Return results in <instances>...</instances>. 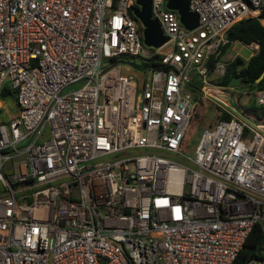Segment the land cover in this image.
I'll return each mask as SVG.
<instances>
[{"label":"built area","instance_id":"built-area-1","mask_svg":"<svg viewBox=\"0 0 264 264\" xmlns=\"http://www.w3.org/2000/svg\"><path fill=\"white\" fill-rule=\"evenodd\" d=\"M168 1L151 3L157 50L171 45L158 56L136 0H0V109L4 88L16 96L0 120V264H234L254 225L264 235V133L224 109L184 153L191 85L220 102L227 63L209 61L264 0H190L193 30ZM155 55L161 68L125 73Z\"/></svg>","mask_w":264,"mask_h":264},{"label":"trees","instance_id":"trees-1","mask_svg":"<svg viewBox=\"0 0 264 264\" xmlns=\"http://www.w3.org/2000/svg\"><path fill=\"white\" fill-rule=\"evenodd\" d=\"M262 21H264V11L259 18L242 20L228 30L226 37L229 40V44L221 48V52L217 57H212L210 59L208 64L209 67L217 60L222 59L226 52H228L232 43L238 42L247 45L257 43L259 45V50L257 54L252 56L248 61H244L238 57L229 63L224 77L219 82L221 86H226L229 82L230 75H233L242 78V86L253 88L255 91L264 90V77L259 83H255V80L264 73V25ZM161 67L160 59L155 55L148 64H143L142 69H159ZM191 86L190 90L193 91L194 101L197 102L196 100L201 99L196 92V89L199 88L198 83H194ZM5 98H10L16 103L14 92H10L8 88H4L1 93V99L3 100ZM219 118L229 120L232 118V115L223 110ZM249 259L264 260V235L261 226L258 224L253 226L234 264H246Z\"/></svg>","mask_w":264,"mask_h":264},{"label":"rangeland","instance_id":"rangeland-1","mask_svg":"<svg viewBox=\"0 0 264 264\" xmlns=\"http://www.w3.org/2000/svg\"><path fill=\"white\" fill-rule=\"evenodd\" d=\"M171 48V45H167L162 50L147 48L144 49L150 53H156L161 56L167 53ZM230 52H239L240 55L247 57L249 54L248 49L241 43L235 42L230 48ZM236 55H228V57L234 58ZM129 57L126 58V61ZM144 60L142 58L131 59L130 65L125 69V73H131L134 78H139L141 69L143 67ZM8 87V83L4 84ZM255 90L246 86L239 85L238 87L232 88V90L226 89L223 91V96L226 97L228 103L225 107L219 102H212L203 99L196 100L195 107L191 119V123L186 131L185 142L187 143V148L184 149V153L190 155L192 153L201 132L204 129L209 128L214 125L220 116L219 110H228L233 116L239 118L249 127L257 129L258 131L264 133V105L258 106L254 100ZM2 108L0 109V120L2 122H7L11 118H14L16 114V103L10 98L1 99Z\"/></svg>","mask_w":264,"mask_h":264},{"label":"water","instance_id":"water-1","mask_svg":"<svg viewBox=\"0 0 264 264\" xmlns=\"http://www.w3.org/2000/svg\"><path fill=\"white\" fill-rule=\"evenodd\" d=\"M190 0H169L166 7L170 10L176 11L179 16L180 23L188 30H193L198 27V16L196 13L189 10ZM152 0H136V8L133 11L134 16L143 26V45L147 48L158 49L167 42V37L163 35L161 27L157 20L151 15ZM264 77L262 73L255 83H259ZM241 77L230 75L228 88H234L241 85Z\"/></svg>","mask_w":264,"mask_h":264},{"label":"crops","instance_id":"crops-1","mask_svg":"<svg viewBox=\"0 0 264 264\" xmlns=\"http://www.w3.org/2000/svg\"><path fill=\"white\" fill-rule=\"evenodd\" d=\"M262 24L264 25V21H262ZM233 44V43H232ZM232 44L230 45V48L232 47ZM243 46H245L247 49H248V51H249V54H248V56L247 57H244V56H242V55H240V53L239 52H230V48H229V50H228V52H226V54L222 57V59H220V60H223V61H225L226 63H227V66L229 65V63H231L233 60H235L236 58H241L242 60H244V61H248L252 56H254L253 54H252V52L250 51V49H249V47L248 46H246L247 44H243V43H241ZM249 45V44H248ZM236 53V55L234 56V58H232V57H228V55H233V54H235ZM257 54V53H256ZM226 69H227V67H226ZM224 77V76H223ZM222 77V78H223ZM222 78L219 80V82L222 80ZM219 84V83H218ZM219 86H221L220 84H219ZM222 88H224V90L223 91H226V89H229V90H232V88H228L227 87V85L226 86H221ZM223 91L221 92V93H219L218 94V96H217V99L220 101L219 103H221V104H223L225 107H227L226 106V103H228V100L226 99V97H224L223 96ZM221 111H223V110H219V112H220V114H221Z\"/></svg>","mask_w":264,"mask_h":264}]
</instances>
